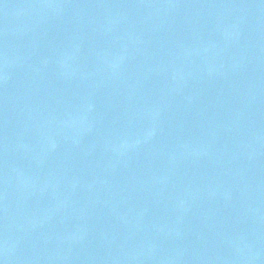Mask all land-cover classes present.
<instances>
[{"label":"water","instance_id":"95a60500","mask_svg":"<svg viewBox=\"0 0 264 264\" xmlns=\"http://www.w3.org/2000/svg\"><path fill=\"white\" fill-rule=\"evenodd\" d=\"M0 264H264V0H0Z\"/></svg>","mask_w":264,"mask_h":264}]
</instances>
